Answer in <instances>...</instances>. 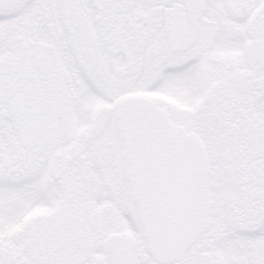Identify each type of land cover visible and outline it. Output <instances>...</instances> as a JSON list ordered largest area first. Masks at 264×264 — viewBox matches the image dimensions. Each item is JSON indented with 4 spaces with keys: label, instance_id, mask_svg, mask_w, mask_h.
Instances as JSON below:
<instances>
[{
    "label": "snow or ice",
    "instance_id": "6c2138e0",
    "mask_svg": "<svg viewBox=\"0 0 264 264\" xmlns=\"http://www.w3.org/2000/svg\"><path fill=\"white\" fill-rule=\"evenodd\" d=\"M0 264H264V0H0Z\"/></svg>",
    "mask_w": 264,
    "mask_h": 264
}]
</instances>
